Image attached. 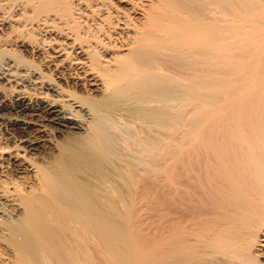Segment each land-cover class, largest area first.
<instances>
[{"label":"bare ground","instance_id":"6f19581e","mask_svg":"<svg viewBox=\"0 0 264 264\" xmlns=\"http://www.w3.org/2000/svg\"><path fill=\"white\" fill-rule=\"evenodd\" d=\"M0 1V264H264V0Z\"/></svg>","mask_w":264,"mask_h":264},{"label":"rangeland","instance_id":"374dc122","mask_svg":"<svg viewBox=\"0 0 264 264\" xmlns=\"http://www.w3.org/2000/svg\"><path fill=\"white\" fill-rule=\"evenodd\" d=\"M5 9H6V11L4 10L5 13L0 14V18H3V19L5 18L6 21H8L10 24L12 23L13 25L11 24V25L8 26V24H7L5 27H2L0 29V49L2 51H4L7 55H11L12 54L11 55L12 57H15V58H18L19 57L18 59H20V60H24L25 62H28V63L31 62V64L33 63V64H35L37 66H40L41 68H44V66H42V61L40 60V58L37 57L36 55H33L32 52H31V48H30L33 45V42H35L36 39H37V37H38V35L35 36L37 34V31H32L31 32V29L30 30H28V29L26 30V28H24L25 29L24 30V29H22L21 26H19L20 27V30H19L17 28V26L19 24H16V21H17V23H20L23 20L25 21V20L31 18L32 15H33L32 14L33 13L32 10L31 9H24L25 11H23L22 8H19L24 13L23 14V19L21 21L20 20H15V22H14V21H12L14 19L13 15L16 14V13H18V11L16 9L13 10V11H12V9H7V8H5ZM11 11H12L13 14L11 13ZM22 11H21V13H22ZM28 11H29V14L27 13ZM26 31H27L28 34L26 33ZM31 33H33V34H31ZM31 35H33V36H31ZM21 43H23V44L25 43V46L24 47L19 46ZM254 51H255L254 48L250 50L251 55H253L255 53ZM24 61H22V62H24ZM45 72H46V70H45ZM8 89H6V90L4 89L3 90V88H0V93H3L4 92V93L9 94L10 93L9 91H11L12 89H9V90ZM171 130H173V129H171ZM171 130H170L169 133L171 134V137H172V136L175 135L174 134L175 131L173 130L174 131L173 132ZM172 134H174V135H172ZM156 162L153 163L154 165L152 164V170L151 171H147L145 173H143L141 171H140L141 173L139 172L140 175L138 177L140 178V180H141L142 183L139 180L138 181L139 183L137 185L135 184L136 186L133 185L131 187L132 188V191L134 190L136 192L135 193L136 196H137V194H138V196H141L142 194L143 195L144 194L146 195L148 191H150V192L152 191V195H153L154 198L159 197L160 194H163V195L165 194V191H164L165 188H164V186H162L163 185L162 184V182H163V174H164L162 172V166L163 165L161 163H159L158 161H156ZM143 177H145V179L147 180V181H145V183H144V180H142ZM149 188H151L152 190H150ZM150 192H148V193H150ZM163 195H161V196L163 197ZM163 201L164 200L162 198V199H159L158 202L153 203L155 205V207H154V205H153V207L156 208V211L152 207L151 208L152 211L149 209L150 211L147 210V211H144V212L135 213L134 214V218H136V222L139 224V223H141L145 219L144 220V223L142 222L143 223V226L145 227L147 224L149 225V223L152 224V225H149L150 227L148 225L145 227V228H148L149 227L148 229H150L152 227L150 229L151 232H153L154 230L155 231L156 230H160V227L163 230V228H164V225L163 224L165 223V219L164 218H166V212H165L166 211V208H164L166 205H165V203ZM157 203H159V204H157ZM157 207H159V208H157ZM137 214H138V217H137ZM139 215H141V216H139ZM138 218H140V219H138ZM137 219L138 220H142V221L139 222ZM145 221H146V223L147 222L148 223L146 224ZM161 225H163V226H161ZM153 226H154V228H153ZM148 229H147V231H149ZM9 259H11V258L9 257V258H7V260H5L6 264H8Z\"/></svg>","mask_w":264,"mask_h":264}]
</instances>
